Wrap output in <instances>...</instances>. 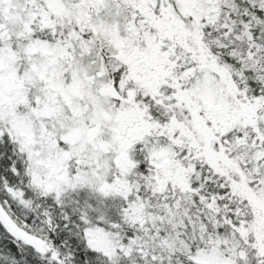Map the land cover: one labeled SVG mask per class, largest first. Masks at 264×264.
<instances>
[{"label": "snow or ice", "instance_id": "6c2138e0", "mask_svg": "<svg viewBox=\"0 0 264 264\" xmlns=\"http://www.w3.org/2000/svg\"><path fill=\"white\" fill-rule=\"evenodd\" d=\"M0 264H264V0H0Z\"/></svg>", "mask_w": 264, "mask_h": 264}]
</instances>
